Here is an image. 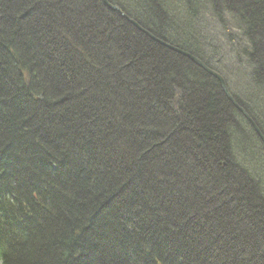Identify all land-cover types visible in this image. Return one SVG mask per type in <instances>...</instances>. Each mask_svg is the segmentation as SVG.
Returning a JSON list of instances; mask_svg holds the SVG:
<instances>
[{
	"label": "trees",
	"instance_id": "1",
	"mask_svg": "<svg viewBox=\"0 0 264 264\" xmlns=\"http://www.w3.org/2000/svg\"><path fill=\"white\" fill-rule=\"evenodd\" d=\"M108 2L222 75L264 135V0ZM225 47L254 90L219 66ZM0 249L3 264H264V145L217 79L103 0H0Z\"/></svg>",
	"mask_w": 264,
	"mask_h": 264
},
{
	"label": "rangeland",
	"instance_id": "2",
	"mask_svg": "<svg viewBox=\"0 0 264 264\" xmlns=\"http://www.w3.org/2000/svg\"><path fill=\"white\" fill-rule=\"evenodd\" d=\"M106 4V3H105ZM108 7V6H107ZM109 8V7H108ZM206 10H208V14H210V12H211V10H209L208 8L206 9ZM206 15V14H203V13H200V16H204V18H207V17H210V15ZM179 17H181V19H184V17H185V15H182V16H179ZM123 18V17H122ZM126 20V19H125ZM133 20V19H132ZM128 21V20H127ZM211 21H212V23H209V24H204V25H201L202 26V28L201 29H203V33L205 34V36H206V38H208L209 37V40L210 41H213V46L214 47H219L218 49H220L221 47H223V46H225L226 45V39H225V37H224V32H222V29H221V26L220 25H218L217 24V21H215L214 20V17H213V15H211ZM130 23V22H129ZM131 24V23H130ZM133 25V24H132ZM230 26H232V24L230 25ZM134 27H136L135 25H134ZM233 27V26H232ZM140 28L142 29L143 27H141V25H140ZM140 29V31L143 33V34H145V35H147V33H148V31H146L144 28V30L142 29L141 30ZM139 31V30H138ZM146 32V33H145ZM150 39H152L154 42H156V43H158L159 45H161V46H165V45H168V46H171V45H169L168 43H165V42H163V40L161 41L160 39H158V38H156L154 35V37L156 38V40H154V38L152 37V35L151 36H149V35H147ZM220 37H221V40H220ZM220 40V42H218ZM163 42V43H162ZM232 42H235V41H232ZM162 43V44H161ZM166 47V46H165ZM172 47H176V46H172ZM176 48H178V46L176 47ZM179 49V48H178ZM180 50H182V49H180ZM183 51V50H182ZM225 51H227V57H228V55H229V59H232L231 60V64H229L228 66H227V61H226V63L227 64H225L224 62H221V64L219 65L220 67H226V69H227V72L230 74V78H231V80H232V84H234V88H235V85L237 86L236 88L237 89H240L239 90V92H245L246 90H244V89H241L242 88V84H241V86H240V84H237V81H242V80H244V83H246V85H245V89H247V88H251L252 90H254V86L253 85H251V83H250V81H249V83L247 82V79L245 78L244 79V76L246 75V66L245 67H243V69H242V66L240 65V63H236L237 61H238V59H236V58H232L234 55L233 54H230L229 52H230V49H228L227 47H225ZM172 52H174V51H172ZM176 52V51H175ZM206 52H208V51H206ZM186 53V52H185ZM188 53V52H187ZM188 54H190V53H188ZM191 55V54H190ZM184 57V56H183ZM192 57H195V56H192ZM196 58V57H195ZM244 57L241 55L240 57H239V59H243ZM197 60L199 59V58H196ZM200 60V59H199ZM201 61V60H200ZM243 63H244V61H242ZM210 69H212L213 71H215L213 68H211L210 67ZM247 71L249 72V69H247ZM216 72V71H215ZM216 73H218V72H216ZM228 74V75H229ZM237 74V75H236ZM218 75L220 76V77H222V75H220L219 73H218ZM212 76V75H211ZM237 76H239V78H237ZM223 78V77H222ZM216 79V78H215ZM225 79V78H224ZM219 82V81H218ZM227 83V82H226ZM219 84H220V88H221V90H222V87H221V83L219 82ZM227 90H229L228 89V86H227ZM250 91V90H249ZM229 92H230V90H229ZM223 93H224V95L226 96V98L228 99V97H227V95H226V93L224 92V90H223ZM230 96L232 97V94L230 93ZM233 98V97H232ZM234 99V101H235V98H233ZM229 100V99H228ZM230 101V100H229ZM232 104H233V102L232 101H230ZM237 102V101H236ZM234 105V104H233ZM234 107L240 112V109L239 108H241V109H243L242 107H240V105L238 104V107L239 108H237L235 105H234ZM243 111L245 112V110L243 109ZM245 113H247V112H245ZM241 114L244 116V114L241 112ZM247 115H249L248 113H247ZM246 118V117H245ZM249 118H250V120H252L251 119V117L249 116ZM148 208L151 210L152 208H150L149 206H148Z\"/></svg>",
	"mask_w": 264,
	"mask_h": 264
},
{
	"label": "water",
	"instance_id": "3",
	"mask_svg": "<svg viewBox=\"0 0 264 264\" xmlns=\"http://www.w3.org/2000/svg\"><path fill=\"white\" fill-rule=\"evenodd\" d=\"M104 3H106V5L109 7L110 10H112L113 12H117L118 14L121 15V17H123L124 19L128 20L131 24L135 25L136 28L138 30H140V24H137L134 20H132L130 17L126 16L118 6H113L110 2H108V0H103ZM143 29V28H142ZM141 29V30H142ZM144 30V29H143ZM146 33V32H145ZM147 35L151 36L152 34L151 33H147ZM152 37L154 38V40H156V38L152 35ZM163 43V42H162ZM161 43V44H162ZM168 49L172 50V51H176L177 53H179L180 55L184 56V57H188L195 65L199 66L200 68H202L207 74L209 75H212L214 78H216L220 83H221V87H222V90H224V92L226 93L228 99L230 101L233 102V104L237 107H238V103L236 101H234V99L230 96V92L229 90H227V83L225 81L224 78L220 77L218 75V73H216L215 71H213L212 69H210L209 67H207L202 61H200L199 59L197 60L195 57H192V55L188 54L187 52L185 53L184 51L176 48V47H172V46H168V45H165ZM240 109V112H242L244 114V116L247 118V120L252 124L256 134H258V137H260L262 143L264 144V135L261 133V131L259 130V128L256 126L255 123H253L249 116L247 115V113H245L243 111V109L239 108Z\"/></svg>",
	"mask_w": 264,
	"mask_h": 264
},
{
	"label": "bare ground",
	"instance_id": "4",
	"mask_svg": "<svg viewBox=\"0 0 264 264\" xmlns=\"http://www.w3.org/2000/svg\"><path fill=\"white\" fill-rule=\"evenodd\" d=\"M249 116V115H248ZM244 118H245V116H244ZM245 119H247V118H245ZM252 122H253V120H251ZM250 123V122H249ZM254 123V122H253ZM264 145V144H263Z\"/></svg>",
	"mask_w": 264,
	"mask_h": 264
}]
</instances>
